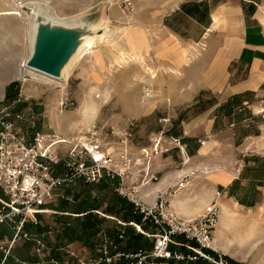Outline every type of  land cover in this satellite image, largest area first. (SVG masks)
I'll use <instances>...</instances> for the list:
<instances>
[{"label":"crops","instance_id":"1","mask_svg":"<svg viewBox=\"0 0 264 264\" xmlns=\"http://www.w3.org/2000/svg\"><path fill=\"white\" fill-rule=\"evenodd\" d=\"M50 2L56 4L53 10L58 16L87 17L99 26L108 23L120 30L122 40L118 50L111 46L110 59H120L119 52L141 54L155 66V90L161 97L157 119L170 117V133L185 144L187 161L182 163L177 149L156 157L153 169L158 180L144 187V192L153 195L156 189L175 184L170 205L186 218L197 216L209 201H216L211 188L229 192L232 185L246 196L248 188L254 190L259 197L252 199L253 205L261 201L264 207V121L257 114L259 99L264 100V0H132L134 12L129 18L106 0ZM4 87L0 83V102ZM159 126L157 121L153 125L143 122L136 133L146 140H133L134 145L148 144ZM188 171L193 174L182 180ZM195 186H202L205 193L196 202L187 196ZM104 190L113 189L109 185ZM103 224L104 220L93 239L96 243L90 246L84 240L68 241L60 231L59 239L49 242L47 260L55 259L50 256L54 250L65 252L68 246L80 257H95L101 235L110 236ZM110 229L115 232L114 222ZM127 229L129 235L138 233L130 226ZM129 235L125 234L118 250H137L128 242ZM144 237L149 247L141 249L148 251L151 240ZM120 261L127 263L124 258Z\"/></svg>","mask_w":264,"mask_h":264},{"label":"built area","instance_id":"2","mask_svg":"<svg viewBox=\"0 0 264 264\" xmlns=\"http://www.w3.org/2000/svg\"><path fill=\"white\" fill-rule=\"evenodd\" d=\"M106 3L115 4L128 18L134 12L132 0H106ZM154 91L151 84H143L141 101L151 99ZM64 101H60V107L66 106ZM257 114L264 121L262 98ZM35 117L31 106L16 111L11 106L0 107V226L10 225L15 232L12 242L25 223L40 222L38 217L46 211L44 207L55 190L79 181L86 184L104 181L131 205L140 221L125 222L100 209L91 210L114 221L115 235L102 234L95 245L97 255L91 258L78 256L68 246L65 249L68 257L61 264H114L122 258L127 260L126 264H227L212 238L220 211L215 200L206 204L197 216L186 218L170 205L175 184L158 188L153 195L144 192V187L158 180L153 169L156 157L177 149L182 163L187 161L185 144L169 133L170 117L158 118L159 128L149 136L148 144L140 146L133 143L131 121L120 130L111 126L106 132L103 127L90 124L77 137L70 138L63 133L36 130ZM20 123H26L28 128L22 130L18 127ZM192 174L193 171L185 172L182 179ZM92 198L98 196L93 193ZM128 226L151 240L148 251L118 250ZM4 236H0V250L5 257L7 252L1 240ZM35 247L39 252L44 244L36 238ZM51 262L60 264L56 259Z\"/></svg>","mask_w":264,"mask_h":264},{"label":"rangeland","instance_id":"3","mask_svg":"<svg viewBox=\"0 0 264 264\" xmlns=\"http://www.w3.org/2000/svg\"><path fill=\"white\" fill-rule=\"evenodd\" d=\"M15 1L22 3L21 6H16ZM35 1L40 3L42 7L44 6L45 10L48 9L47 12L54 13L58 18L73 21L88 18L58 16L57 11L53 10L56 4L50 0H0V12L10 7L19 12V15L0 13V83L6 86L11 81L18 82V97L20 96L21 100L27 102V106H34L38 109V112L35 113L36 130L54 131L74 138L80 132H84L90 124L101 126L106 132L111 126L120 130L131 121L134 140H146L138 136L136 132L143 122L153 125L159 116L157 102L161 97L155 90V80L158 76L155 66L149 60L134 54L127 55L124 59L118 57L110 59L114 53L112 48L118 50L116 46L122 40V33L108 27V23H105L101 25L102 27L100 26L102 31L99 30V35L94 38V46L92 45L89 50L74 61V65H71V69L69 68L70 71L68 70L65 78H44L40 72L33 70L30 72L24 69L20 63L28 55L27 16H31L33 9L29 3ZM97 25L99 27V24ZM21 69L23 72L18 75ZM145 83L151 84L155 91L151 99L142 102L141 92ZM167 99L164 98L166 104ZM61 100L66 103L65 107H60ZM18 127L22 130L28 128L26 123H20ZM197 181L195 180L194 183ZM196 186L193 187L195 189L191 188L187 194L194 202L204 199L202 196L205 194L202 191V186L201 189H197ZM67 188L73 194H78L77 199L72 197V193H65ZM88 189L80 184H74L71 187L55 190L54 196L44 207L46 211L38 217L40 222L36 225L29 223L23 225L13 242L12 236L15 232L10 228V225L4 224L6 228L0 226V232H4L5 235L1 239L2 246L7 252V258H4V252L0 250L3 264H21L16 255L22 251L27 256L36 258L38 261L36 264H54L47 259L51 251L48 247L49 242L53 244L55 240H58L56 229L52 230L50 227L48 233L42 236V234H38L39 226L45 224L51 225L53 228L57 226L58 222L54 216L60 213H56L54 208L60 206L61 200H68L69 206L66 210L70 212L74 211L73 208L77 202L81 201L85 204L84 209L92 207L94 205L93 193L100 196L98 208L106 214L104 208L114 194L108 190ZM235 189L236 195H244V191H240L237 185ZM217 190L218 194L214 192V188H211L210 192L211 198H215L220 205L216 225L212 230V238L216 240L214 246L222 260H226L228 257L238 264H264V207L262 202L245 206L237 202L235 196L230 195L229 192ZM247 193L250 200L259 197L250 188H248ZM221 205L224 208H221ZM76 215V213H66L64 216L68 218L66 221H73L74 218H77ZM113 222V220L105 218L103 228L105 230L110 229ZM36 238L44 244L39 252H36ZM146 241L148 243L149 240ZM144 248L147 250L148 245ZM54 251L56 254L59 252L61 259L68 257L64 249Z\"/></svg>","mask_w":264,"mask_h":264},{"label":"trees","instance_id":"4","mask_svg":"<svg viewBox=\"0 0 264 264\" xmlns=\"http://www.w3.org/2000/svg\"><path fill=\"white\" fill-rule=\"evenodd\" d=\"M0 105L11 106L12 111L21 110L27 107L28 103L18 98V82L11 81L5 86L4 96H3L2 101L0 102ZM31 108L34 111V113L38 112V109L36 107L31 106ZM261 169H263L264 171V162L261 163ZM76 184H80L86 189L95 188L98 191L107 189L109 187V185L104 181L100 183H96V184H86V183H83L82 181H79ZM66 192L67 194L72 193V197L77 199L78 194H73V192H71L69 188L65 189V193ZM111 192L114 194V196H112V199L110 200L108 204H106L104 208L106 214L119 218L125 222H129V221L139 222L140 216L139 214L132 212L131 205L128 202H126L124 199L117 196V194L113 190ZM229 193L230 195L235 196L236 200L240 204H243L245 206H251L254 203L252 200L248 199L245 193L243 196H239V194L236 195V189L234 185L231 186ZM99 198L100 196H98V198H92L94 205L86 209H84L85 204L83 201L77 202L76 206L73 208L75 210L71 212L73 214L74 213L77 214L76 215L77 218H74L73 221H66V219L68 218L67 216H64L66 215L64 211H66L65 209L67 208V206H69V202L68 200H61L60 206L58 208H54L55 211H57L56 213L58 212L60 213V214H55L54 216L55 220L59 223V225L57 223L56 224L57 226L53 228V229H56L57 239H59L58 233H60L61 231L62 238L67 239L68 241H73V240L83 241L84 240L83 243L87 246H90L93 242L96 243L93 239L99 233L100 231L99 226L102 223V221L105 219L104 217L98 218L97 214L91 211L93 209L98 208L99 203H100ZM26 224L28 225V223H25L24 226ZM29 224L32 225L31 223ZM128 227H126L125 234L129 235V230L127 229ZM49 228L50 227L47 224L39 226L38 234L41 235V234L46 233L49 230ZM108 230H111V229H107L106 233L107 234L109 233L110 235L109 237H113L115 235L114 229L111 232H109ZM111 234L113 235L111 236ZM3 235H4V232H0V236H3ZM128 242H130V244L133 245L134 249L144 248L147 245L149 247V243H147V241L145 240L144 236L141 233H137L136 235L130 234L128 236ZM50 255H52V257L58 260H61L59 256V252L57 254L53 252ZM16 257H17L18 262L21 264L38 263L36 258L32 256H27V254L23 251L18 252ZM4 258H7V256H5ZM2 259L3 257L1 256L0 261ZM226 262L227 264H238L234 260L228 257L226 258ZM117 264H124V263L122 261H119Z\"/></svg>","mask_w":264,"mask_h":264},{"label":"water","instance_id":"5","mask_svg":"<svg viewBox=\"0 0 264 264\" xmlns=\"http://www.w3.org/2000/svg\"><path fill=\"white\" fill-rule=\"evenodd\" d=\"M34 10L31 11V14ZM35 11H39L36 9ZM41 11H39L35 20L39 22L41 19ZM87 19H79L73 21L70 28H55L49 24H39L36 30L35 42L31 55L26 61V65L32 69L43 72L53 78L61 79L60 70L63 64L75 52L80 44L81 35H99L98 31H102L100 26ZM102 27V26H101Z\"/></svg>","mask_w":264,"mask_h":264},{"label":"bare ground","instance_id":"6","mask_svg":"<svg viewBox=\"0 0 264 264\" xmlns=\"http://www.w3.org/2000/svg\"><path fill=\"white\" fill-rule=\"evenodd\" d=\"M15 5L20 7L21 4L20 2L18 1H15ZM10 5V4H9ZM12 5V4H11ZM32 6H34V10L31 14V16H27V20H28V24H27V29H28V55L26 56L25 59H23L20 63V66L23 67L24 69H27L28 71L31 72V70L33 71H37V72H40L38 70H35V69H32L30 67H28L26 65V61L27 59L29 58V56L31 55L32 53V50H33V45H34V42H35V36H36V30H37V26L39 24H49L51 27L54 26L55 28H61V27H65V28H70L72 27L73 25V20H69V19H64V18H58L56 17L53 13H50V12H47L44 8V6L42 7L40 3L38 2H34V3H31ZM36 9H38L39 11H41V20L39 22H37L35 20L36 16L38 15L39 11H35ZM4 14H9V13H13V14H17L19 15V12L16 11L13 7H10V8H7V9H4V10H1ZM21 11V10H20ZM23 12V11H22ZM21 13V12H20ZM26 19V18H24ZM26 20V21H27ZM98 22V21H97ZM98 24V23H97ZM98 25H95L94 28H97ZM120 31V30H119ZM111 32V30H110ZM128 35V34H127ZM96 35H81L80 36V39H79V42L80 44L78 45L77 49L75 50L74 53H72V55L69 57V59L66 61L65 64H63L61 70H60V74L62 75V77H66V74L69 70V68L71 67V65L74 63V61H76V59H78V57L83 54L84 52H86L87 50H89L92 45H93V42H94V38H95ZM110 37V35H108ZM104 37V36H103ZM111 39V37H110ZM105 41V40H104ZM96 44V43H95ZM94 46V45H93ZM121 54L120 55V58L124 59L125 57V54H123L122 52H119ZM136 53V52H135ZM137 55V54H136ZM141 56V54H140ZM139 56V57H140ZM130 57V56H128ZM137 57V56H136ZM135 57V58H136ZM132 58V57H131ZM129 58V59H131ZM113 61V60H112ZM125 61V60H124ZM116 63V62H115ZM74 65V64H73ZM71 69V68H70ZM70 71V70H69ZM22 69L19 71L18 75H21L22 74ZM42 73V75L45 77H48V78H51V76L43 73V72H40ZM42 76V77H43ZM19 78V77H18ZM21 78V77H20ZM53 79V78H52ZM54 80V79H53ZM65 85V84H64ZM60 119V118H59ZM222 206V205H221ZM221 208H224L223 206ZM225 211V209H223ZM227 210V209H226ZM228 212V211H227ZM213 243L214 245H216V240H213Z\"/></svg>","mask_w":264,"mask_h":264}]
</instances>
